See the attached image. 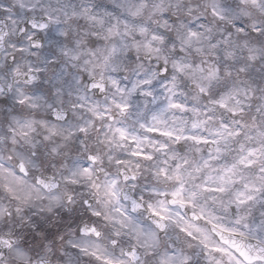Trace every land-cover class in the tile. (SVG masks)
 I'll use <instances>...</instances> for the list:
<instances>
[{
	"label": "snow or ice",
	"instance_id": "obj_1",
	"mask_svg": "<svg viewBox=\"0 0 264 264\" xmlns=\"http://www.w3.org/2000/svg\"><path fill=\"white\" fill-rule=\"evenodd\" d=\"M0 264H264V0H0Z\"/></svg>",
	"mask_w": 264,
	"mask_h": 264
}]
</instances>
